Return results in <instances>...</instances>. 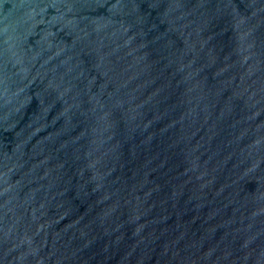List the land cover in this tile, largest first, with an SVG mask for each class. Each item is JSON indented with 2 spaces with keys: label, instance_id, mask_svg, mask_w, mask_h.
Segmentation results:
<instances>
[{
  "label": "water",
  "instance_id": "obj_1",
  "mask_svg": "<svg viewBox=\"0 0 264 264\" xmlns=\"http://www.w3.org/2000/svg\"><path fill=\"white\" fill-rule=\"evenodd\" d=\"M0 264H264V0H0Z\"/></svg>",
  "mask_w": 264,
  "mask_h": 264
}]
</instances>
